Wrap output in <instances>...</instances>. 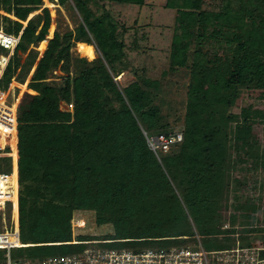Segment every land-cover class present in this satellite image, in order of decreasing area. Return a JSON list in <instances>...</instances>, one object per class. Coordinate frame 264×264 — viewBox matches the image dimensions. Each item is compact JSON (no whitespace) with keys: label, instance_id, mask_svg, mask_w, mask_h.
I'll use <instances>...</instances> for the list:
<instances>
[{"label":"trees","instance_id":"16d2710c","mask_svg":"<svg viewBox=\"0 0 264 264\" xmlns=\"http://www.w3.org/2000/svg\"><path fill=\"white\" fill-rule=\"evenodd\" d=\"M57 1L69 5V0ZM71 1L79 13L75 29L55 30L49 39L47 6L39 31L41 10L28 17L42 0H0V8L12 9L29 26L28 33L13 26L10 34L37 49L47 43L36 63L34 48L21 62L18 52L27 48L20 41L0 75V86L8 87L13 77L23 81L35 63L28 86L35 94L17 103L18 223L26 245L11 248V260L82 251L85 243L69 242L76 209L94 210L90 222L99 221L103 231L86 224L75 233L102 235L113 223L114 240L103 243L117 249L168 248L173 240L178 245L186 239L181 236L191 235L190 218L203 233L219 232L229 175L230 108L239 86L264 88V0H239L238 12L206 9L204 0H166L164 6L176 12L169 68L188 67L190 74L182 124L173 131L153 102L158 80L143 76L121 89L114 79L124 52L106 23L109 15L96 16L87 0ZM207 37L223 54L207 57L202 50ZM72 40L81 41L78 48L87 57L95 48L94 56H72ZM0 50L5 51L0 57L7 55V48L0 45ZM70 63L72 77L49 82L51 71ZM132 68L119 74L122 84ZM61 101L71 102L72 110L61 109ZM174 131L182 132V140L158 156L147 136ZM5 261L0 247V264Z\"/></svg>","mask_w":264,"mask_h":264},{"label":"rangeland","instance_id":"374dc122","mask_svg":"<svg viewBox=\"0 0 264 264\" xmlns=\"http://www.w3.org/2000/svg\"><path fill=\"white\" fill-rule=\"evenodd\" d=\"M44 2V3H43ZM166 0H144V4H127L119 3L112 0H104L102 2L96 0H87L89 9L96 15L107 14L108 20L106 23L112 25L114 35L116 39L123 44V56L116 62L115 68L120 71L114 79L116 80L119 88L123 89L129 85L136 78L148 76L152 79H156L159 82V90L154 98L153 102L160 108L162 114V120L168 122L169 130H179L182 124L184 105L186 98V89L189 77L188 67H178L176 69L169 68V52L173 36L174 17L176 15L175 9L172 7H165ZM239 0H204L203 7L211 10H227L229 12H238ZM47 6L50 12V25L48 27V33H50L49 39L53 36L55 30L60 33L67 29L74 30L77 25V19L79 16L78 11L75 9L73 2L69 0L68 4H60L57 0H42L40 10L43 15L40 30L44 14L42 8ZM6 14L0 13V23L8 30H12L13 26L16 30H23V32H29V26L26 25L22 19L9 16L7 13L14 15L13 10H5ZM12 17V18H11ZM212 27H208L206 33ZM38 33V32H37ZM47 38V39H48ZM21 42L27 48L25 52L19 50L18 57L21 62L24 61L26 52L29 48L37 50V59L42 55L43 50H39L35 47H29L25 42L20 39ZM70 54H79L86 58H92L94 56L87 57L78 48V44L81 41H71ZM45 45V44H44ZM47 45V43H46ZM223 45V44H222ZM192 48L195 47L194 42L191 44ZM44 47V46H43ZM94 47V46H93ZM202 50L207 57L213 58L215 54H223L222 47L215 41L214 38L207 37L203 40ZM0 54H5L4 50H0ZM96 55V53H95ZM2 58V56L0 57ZM34 65L25 76L23 81L13 77L11 80V89L9 91V101H13L15 95L22 98H27L33 92L25 90L28 88L30 82V76L33 72ZM65 65H61L58 68L51 71L47 78L49 82H61V79L65 76L72 77L73 68L70 63V67L64 68ZM132 68V74H125L124 84L120 82L118 76L120 73H124L127 68ZM3 69V68H2ZM140 70L141 75L135 74V70ZM19 70V68H18ZM17 70V71H18ZM18 83H24L19 85ZM16 97V98H18ZM63 104V103H62ZM230 151L227 161L228 168V181L224 191L223 207L221 209L222 216H227L229 213L243 212L245 210L252 211L249 217H244V223H264V88L246 87L244 85L239 86L235 103L230 108ZM253 148V149H252ZM166 152H158V156L163 155ZM7 158V157H6ZM6 158H0V171H6L8 162ZM160 158V157H159ZM228 202L237 203L236 207L229 206ZM249 204H253V207ZM246 206L243 209L241 206ZM254 209V211L251 209ZM87 218H95L94 210L82 211ZM0 216L4 217V222L7 226L10 225V211L5 207L0 209ZM250 218V220H248ZM188 233L194 237L186 238L179 241L178 245L186 247H198V241L195 238V234L201 236L202 243H206L209 240L218 241L219 239L213 236L216 232H205L199 230L198 225L192 218L189 219ZM91 226V223L88 224ZM95 229L100 228L103 231L101 225L93 224ZM109 230L111 228H108ZM107 228L104 230H108ZM110 232V231H109ZM89 236L90 234H86ZM103 235H90V237H104ZM109 236H111L109 234ZM190 236V235H189ZM172 246L177 245L175 240L170 241ZM159 244V242H152ZM147 244H151L147 242ZM90 247H114L106 243H98L89 245ZM161 247V246H155ZM145 248V247H144ZM126 249L137 250L139 248L128 247ZM12 257H17V253L12 251ZM17 256H14V255ZM21 259V258H18Z\"/></svg>","mask_w":264,"mask_h":264},{"label":"built area","instance_id":"2783aa9c","mask_svg":"<svg viewBox=\"0 0 264 264\" xmlns=\"http://www.w3.org/2000/svg\"><path fill=\"white\" fill-rule=\"evenodd\" d=\"M20 41V37L11 35L8 29L0 23V45L8 48L4 66ZM1 72L2 70H0V75ZM10 89L11 83L8 87L0 86V158H10L9 168L6 171H0V209L6 207L11 215L9 226L4 222V217L0 216V246L3 247V254L6 256L4 264H264V223H244V217H249L252 212L247 210L222 216V220L217 224L220 231L211 236L218 238V241L209 240L204 244L200 240L201 236L196 233L197 248L175 245L168 248L146 247L134 250L88 246L78 252L12 261L11 248L26 244L20 242L19 236L17 98L15 96L13 101H9ZM59 106L61 109L72 110L71 102L61 101ZM182 138L181 131H174L147 136V142L157 154L168 151L172 144L180 142ZM228 203L230 207L238 208L237 203ZM250 206L253 207V204H249ZM82 211H87V209H76L72 212L69 223L72 239L69 242L93 245L114 240L109 236V234L112 235L113 223L106 224L107 229H111L104 230L107 232H103L104 237L78 240L77 236L86 234L75 233L76 227L90 223L102 226L99 221L90 222L93 218H87ZM232 215H234V220L231 219ZM181 237L194 236L183 235Z\"/></svg>","mask_w":264,"mask_h":264},{"label":"crops","instance_id":"0c3cea01","mask_svg":"<svg viewBox=\"0 0 264 264\" xmlns=\"http://www.w3.org/2000/svg\"><path fill=\"white\" fill-rule=\"evenodd\" d=\"M40 11V8H38V9H35L34 11H32L29 15H28V17H31L33 14H35V13H37V12H39ZM0 13L1 14H6V12L5 11H3V10H1L0 9ZM9 16H12V17H15L13 14H11V13H7ZM11 17V18H12ZM17 18V17H16ZM19 19V18H18ZM24 23H26V20H24L23 21ZM11 35H13V34H11ZM16 37H19L18 35H15ZM44 42H45V45H44V47L43 48H39L40 50H43L44 48H45V46H46V40H44ZM3 57V56H2ZM2 66V63L0 62V67ZM3 68V67H2ZM19 85H22V84H24V83H18ZM25 90H29V87L27 88V87H25ZM29 92H31V91H29ZM32 92H34V91H32Z\"/></svg>","mask_w":264,"mask_h":264},{"label":"bare ground","instance_id":"6f19581e","mask_svg":"<svg viewBox=\"0 0 264 264\" xmlns=\"http://www.w3.org/2000/svg\"><path fill=\"white\" fill-rule=\"evenodd\" d=\"M7 59V56H3L2 58H0V62L2 63V66L0 67V70H2V67L4 66V61ZM29 91H34L31 88H29ZM2 247V246H0ZM3 248V247H2Z\"/></svg>","mask_w":264,"mask_h":264},{"label":"clouds","instance_id":"9594fccd","mask_svg":"<svg viewBox=\"0 0 264 264\" xmlns=\"http://www.w3.org/2000/svg\"><path fill=\"white\" fill-rule=\"evenodd\" d=\"M8 49V48H7ZM4 68V67H3ZM3 70V69H2ZM16 97H18V96H16ZM18 99H19V97L17 98V103H18Z\"/></svg>","mask_w":264,"mask_h":264}]
</instances>
